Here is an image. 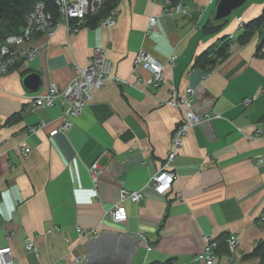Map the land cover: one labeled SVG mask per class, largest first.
I'll return each instance as SVG.
<instances>
[{"label":"crops","instance_id":"0c3cea01","mask_svg":"<svg viewBox=\"0 0 264 264\" xmlns=\"http://www.w3.org/2000/svg\"><path fill=\"white\" fill-rule=\"evenodd\" d=\"M217 1H185L189 12L182 14L157 0H119L112 26L99 23L67 32L58 25L51 37L38 34L24 43L38 46L37 54L0 75V247L11 245L19 264H68L72 256L85 255L88 237L76 227L99 225L121 187L138 190L147 181L152 187L149 178L163 167L181 120L178 108L164 104L172 87L193 88L195 111L211 118L183 138L171 162L177 174L171 188L163 194L147 188L138 202L125 200L126 220L106 218L99 230L137 240L132 264H160L171 257L177 264H202L195 258L205 238L231 234L239 236L233 261L218 254L215 264H256L257 258L245 255L264 240V224L258 220L264 210V161H258L264 159L259 121L264 113V47L259 56L254 54L263 33L243 45L232 41L228 56L207 72L194 61L223 36L233 37L264 0L246 2L218 34H203ZM151 16L156 24L147 32ZM96 47L131 85L109 82L94 90L73 127L50 137L61 121L63 98L31 110L29 97L49 84L65 87ZM140 50L164 65L163 81L148 86V95L135 87L132 60ZM32 72L42 82L30 93L22 79ZM136 72L149 75L141 66ZM251 97L244 107L242 100ZM14 114L20 119L5 123ZM257 129L261 133L255 134ZM22 147L29 152L22 153ZM93 162L100 170L97 187L87 171Z\"/></svg>","mask_w":264,"mask_h":264},{"label":"built area","instance_id":"2783aa9c","mask_svg":"<svg viewBox=\"0 0 264 264\" xmlns=\"http://www.w3.org/2000/svg\"><path fill=\"white\" fill-rule=\"evenodd\" d=\"M155 1V0H152ZM163 2L165 6H171L173 11L178 13L187 14L189 8L179 2L176 5H171L169 0H157ZM104 0H55V5L58 9V19L55 20L52 14L45 11V5L43 1L36 2L33 7L27 12L24 19V26L21 32L18 34L9 35L5 38L3 43L0 45V75L6 74L12 67L20 60L27 58L32 59L38 52V46L27 47L24 43L34 35L46 34L51 37L54 33L55 28L58 25L65 26L67 32H76L84 23L85 16L88 13L97 12L103 5ZM116 22L115 11H111L110 14L100 21L101 25L112 26ZM156 24V17L151 16L148 19V25L146 28L147 32H150ZM174 58H170V62H173ZM141 66L149 71V76L143 78L139 75L137 67ZM75 74L70 83H68L63 90L59 89L56 85L51 84L44 87L43 91L36 93L29 97V108L31 110L36 108L51 107L59 99L63 98V102L66 105L65 111L62 114V126L57 129L50 131L49 135L52 137L62 130H66L70 125V117L78 115L81 112L82 107L85 106L91 99L94 90L103 87L107 82L125 84L127 81L120 77L114 70L113 64L107 59L105 51L96 47L93 49L92 54L88 60L87 65L83 67L76 66ZM163 64L155 61L151 56L140 50L134 59L133 73L135 72V81L137 84L146 83L148 86H157L162 81ZM192 88L187 89V99H182L186 104L185 111L181 117V120L176 125L173 135L171 137V151L166 155L165 166L159 169L150 179L149 182L152 187L147 185V188H152L157 194H163L171 188L173 181L176 179L177 174L172 170L168 169L171 166V162L176 156L177 149L182 144V137L188 133V128L199 122H202L205 118L210 119V116H202L194 110L193 100L191 98ZM178 96H180L178 94ZM253 97L246 98L242 101L243 106H248L252 101ZM169 103L173 107H178L177 99L171 97ZM44 123H41L38 127H32L30 132H35L36 128H42ZM260 130H256L259 132ZM25 151H28L26 148ZM87 171L92 176L93 186L96 187L100 170H98L97 163H91ZM144 188L138 190H128L121 187L119 190L118 201L113 203L110 208L104 211V216L111 222L125 221L127 218L126 211L122 206L125 200L132 202H138L144 195ZM259 222L264 224V213L260 216ZM101 224L104 223L102 219ZM84 237L90 235L95 236L98 233L96 227L90 229H78ZM137 235L142 236L141 233ZM229 247V259L233 257L232 250L233 244L237 245L236 236L229 237L227 239ZM215 248L216 243L209 237L205 238V244L196 256V259L201 261L203 264H215ZM231 252V253H230ZM85 261V256H81L72 261L71 264H82ZM0 264H17L16 259L11 255L10 246L0 247Z\"/></svg>","mask_w":264,"mask_h":264},{"label":"trees","instance_id":"16d2710c","mask_svg":"<svg viewBox=\"0 0 264 264\" xmlns=\"http://www.w3.org/2000/svg\"><path fill=\"white\" fill-rule=\"evenodd\" d=\"M38 1H44L53 18L55 20L58 19L59 16L57 7L54 4L53 0H0V45L3 43L7 36L18 34L21 32V29L24 26L25 15ZM118 1L119 0H104L102 7L97 12L88 13L85 16L82 26H97L102 19L106 18L110 14V12L114 10V7ZM185 1L188 0H169L171 5H176L181 2L183 5L189 8V6L184 3ZM226 22L227 21L213 22L210 18L202 26V33L218 34L219 32H221ZM260 30H264V2L260 8V11L254 17L241 25L240 33L234 38V41H236L240 45L246 44L251 40L256 32H259ZM231 42L232 39L230 36H223L220 43L215 46L214 49L208 48L206 51L199 54L194 61V65L202 68L204 72L209 71L217 63L228 56L229 46ZM263 47L264 32L259 43L256 46L254 52L255 56H259L261 54ZM20 117V114H14L9 119H7L5 123L16 121L20 119ZM259 121L264 125V113L260 116ZM159 226L160 225H158V228ZM224 243V235L217 238V246L215 248V252L217 254H224L226 252ZM245 257L257 258L256 264H264V240L259 241L253 248V250L245 255ZM160 264H177V262L175 258L171 257L167 258Z\"/></svg>","mask_w":264,"mask_h":264},{"label":"water","instance_id":"95a60500","mask_svg":"<svg viewBox=\"0 0 264 264\" xmlns=\"http://www.w3.org/2000/svg\"><path fill=\"white\" fill-rule=\"evenodd\" d=\"M247 0H218L211 20L226 21ZM42 78L37 73H29L22 79L24 89L36 92ZM137 240L116 231H99L88 237L84 246L85 261L82 264H132L136 254Z\"/></svg>","mask_w":264,"mask_h":264},{"label":"rangeland","instance_id":"374dc122","mask_svg":"<svg viewBox=\"0 0 264 264\" xmlns=\"http://www.w3.org/2000/svg\"><path fill=\"white\" fill-rule=\"evenodd\" d=\"M255 1H260V0H247V4L249 3V2H255ZM44 2V1H43ZM53 2H54V4H55V0H53ZM246 4V5H247ZM44 5H45V2H44ZM33 7V6H32ZM166 7V9L167 8H170L171 9V6L169 5V6H165ZM215 9V8H214ZM172 10V9H171ZM238 10V9H237ZM236 10V11H237ZM45 11H48V12H50L48 9H47V7H46V5H45ZM235 11V12H236ZM57 12H58V9H57ZM214 12V11H213ZM233 13L231 16H230V18L231 17H233V16H235L236 15V13H238V12H236V13ZM183 14V13H182ZM188 14V13H187ZM212 15H213V13H212ZM212 17V16H211ZM229 18V19H230ZM229 19L228 20H226L227 22L225 23V26L227 25V23L229 22ZM243 23H239V27H241V25H242ZM224 26V27H225ZM223 27V28H224ZM222 28V29H223ZM240 30V29H239ZM235 31V35L233 36V37H231V39H232V41H234V38L240 33V31ZM260 33H263L261 30L259 31V32H256V35L257 34H260ZM233 34V33H232ZM232 36V35H231ZM219 43H220V41H219ZM219 43H217V44H213V45H211V47L210 48H212V49H214V47L215 46H217ZM146 53V52H145ZM147 54V53H146ZM149 55V54H148ZM150 56V55H149ZM135 57H136V55L134 56V58H133V60H132V63H133V68H134V59H135ZM155 60V59H154ZM156 61V60H155ZM115 70V69H114ZM133 70V69H132ZM147 70V69H146ZM162 74H163V78H162V81H163V79H164V65H163V71H162ZM149 76V75H148ZM147 76V77H148ZM126 80V79H125ZM127 81V80H126ZM135 81V80H134ZM161 81V82H162ZM160 82V83H161ZM107 83H109V82H107ZM106 83V84H107ZM105 84V85H106ZM116 85H125V86H129V84L131 85V83H129L128 81H127V83H125V84H117V83H115ZM51 85V84H50ZM104 85V86H105ZM160 85V84H159ZM159 85H157V86H159ZM103 86V87H104ZM133 86V85H132ZM131 86V87H132ZM157 86H155V87H157ZM103 87H101V88H103ZM135 87H136V89H138L142 94H145V95H148L149 93H148V91H147V87H148V84H146V83H140V84H137V82L135 81ZM101 88H99V89H101ZM189 87H186V88H184V89H182L181 91L179 90V91H177L174 87H172L171 88V92H170V98L167 100V101H165V103L164 104H167V105H170V106H172L170 103H169V100L171 99V97H173V98H176L177 99V104H178V109H179V112H180V114H181V117H182V115H183V112L185 111V108H186V104L182 101V99H187V97H188V94L189 93H187V89H188ZM191 88V87H190ZM193 89V88H192ZM96 90H98V89H96ZM262 90H264V89H262ZM178 94L180 95V96H178ZM92 95H93V93H92ZM190 95H192L191 96V98H192V100L194 101V95H195V90L193 89L192 90V93L190 94ZM246 99V98H245ZM92 100V99H91ZM91 100L85 105V106H87L90 102H91ZM188 100V99H187ZM244 100V99H243ZM242 100V101H243ZM242 103V102H241ZM193 105H194V103H193ZM85 106H83L82 107V110H81V112L84 110V108H85ZM174 106V105H173ZM194 107V106H193ZM245 107V106H244ZM247 107V106H246ZM194 110H195V108H194ZM63 111H65V109L63 110ZM81 112H78L77 114L78 115H75V116H71L70 117V125L68 126V128L66 129V130H62L63 132H59V131H57V133L55 134V135H57V134H59V133H61V134H66L72 127H73V125H74V121H75V119L80 115V113ZM198 113V112H197ZM62 114H63V112L61 113V116H60V119H61V121H60V123H59V125L58 126H56V127H54L53 129H57L58 130V128L59 127H61L62 126ZM198 114H200V113H198ZM202 116H204L205 117V115H202ZM207 116H210V115H208L207 114ZM210 118H211V116H210ZM203 121H207V119L205 118ZM44 123V122H43ZM196 125V124H195ZM195 125H193V126H195ZM193 126H190L189 128H188V130L191 128V127H193ZM35 127H37V126H35ZM53 129H51L50 131H52ZM36 130H37V128H36ZM35 130V131H36ZM240 132H241V129H238ZM259 130V129H258ZM50 131H49V133H50ZM49 133H48V135H49ZM259 133H261V131H259V132H256L255 131V134H259ZM55 135H53V136H55ZM50 136V135H49ZM248 136V135H247ZM185 136H183L182 137V143H183V138H184ZM249 138H251L252 136H248ZM182 145V144H181ZM181 145H180V147H181ZM179 147V148H180ZM27 147H22L21 148V152L22 153H24V154H27L28 152H29V148H27L28 149V151H25V149H26ZM178 148V149H179ZM171 149V144H170V148H169V150H168V152L169 151H171L170 150ZM178 149H177V151H178ZM168 152H167V154H168ZM177 154V153H176ZM258 161L259 162H263L264 161V159L262 158H259L258 159ZM97 163V162H96ZM164 164H165V162H164ZM163 164V166H165ZM97 167H98V164H97ZM88 168V167H87ZM172 166H170V167H168V169H170V170H172ZM173 171V170H172ZM158 172V171H157ZM174 172V171H173ZM89 173V172H88ZM156 173V172H155ZM154 173V174H155ZM153 174V175H154ZM89 175H90V177H91V181H92V176H91V174L89 173ZM153 175H151V177L153 176ZM150 177V178H151ZM149 178V179H150ZM176 180V179H175ZM98 183H99V178H98ZM98 183H97V185H98ZM92 184H93V181H92ZM147 185H149V183H148V181L141 187V188H144V190L146 191L147 190ZM94 187V186H93ZM97 187V186H96ZM141 188H139V189H141ZM110 208V207H109ZM106 209H104V211H105ZM104 211H103V216H104ZM262 213H264V210L262 211ZM262 213L259 215V218H258V220L260 219V216L262 215ZM105 220L106 219V217H102L101 219H100V221L101 220ZM100 221H99V225H97L96 226V228H97V230H98V233H99V226H102L103 224H101L100 223ZM78 227H76V231H78ZM101 229V228H100ZM112 231V230H111ZM139 233H141V235L142 236H139V237H142V238H144L143 237V234H142V232H139ZM233 236H236V239H237V245L236 244H233V248H232V250H229V251H231L230 253L231 254H233V257L236 255V253H237V251H238V247H239V236L238 235H234V234H231V235H227L226 237H225V249H226V252L224 253V255L226 256V255H228L229 254V252H228V250H227V246L229 247V244H228V238L229 237H233ZM209 238L212 240V241H214L215 243H216V246H217V237H215V236H212V235H210L209 236ZM144 240V239H143ZM205 244V243H204ZM8 246H10V248H11V255H12V257L14 258V259H16L14 256H13V251H12V247H11V245H9L8 244ZM31 243L29 244V248H31ZM204 246V245H203ZM203 248V247H202ZM202 248H201V250H202ZM201 250L199 251V252H201ZM253 250V249H252ZM251 250V251H252ZM250 251V252H251ZM216 253V252H215ZM81 256H83V255H77V256H72V258H71V260L68 262V264H71L72 263V261H74L76 258H79V257H81ZM218 257V254L216 253L215 254V262H216V258ZM233 257L231 258V259H229V257L228 256H226V258L228 259V261L229 262H232L233 261ZM196 259V258H195ZM197 260V259H196ZM197 261H199V260H197ZM200 263H202L201 261H199ZM16 263L17 264H19L18 263V261L16 260ZM50 264V263H49ZM203 264V263H202Z\"/></svg>","mask_w":264,"mask_h":264},{"label":"bare ground","instance_id":"6f19581e","mask_svg":"<svg viewBox=\"0 0 264 264\" xmlns=\"http://www.w3.org/2000/svg\"><path fill=\"white\" fill-rule=\"evenodd\" d=\"M70 82H71V81H70ZM70 82H69V83H70ZM49 85H50V84H49ZM63 89H64V87H63L61 90H63ZM59 98H60V97H59ZM200 115H201V114H200ZM176 179H177V177H176Z\"/></svg>","mask_w":264,"mask_h":264}]
</instances>
